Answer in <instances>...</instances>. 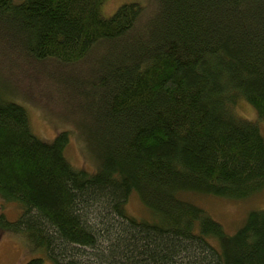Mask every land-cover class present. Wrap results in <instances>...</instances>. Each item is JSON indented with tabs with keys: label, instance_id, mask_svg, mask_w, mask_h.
<instances>
[{
	"label": "trees",
	"instance_id": "obj_1",
	"mask_svg": "<svg viewBox=\"0 0 264 264\" xmlns=\"http://www.w3.org/2000/svg\"><path fill=\"white\" fill-rule=\"evenodd\" d=\"M107 1L0 0V73L55 65L66 124L39 139L0 78V228L41 252L24 264H264V210L229 235L192 201L264 191V0Z\"/></svg>",
	"mask_w": 264,
	"mask_h": 264
},
{
	"label": "rangeland",
	"instance_id": "obj_2",
	"mask_svg": "<svg viewBox=\"0 0 264 264\" xmlns=\"http://www.w3.org/2000/svg\"><path fill=\"white\" fill-rule=\"evenodd\" d=\"M128 1L140 4L141 0H110L101 8V13L104 17H109L121 4ZM5 64V72L3 74L0 73V78L4 81H10L15 97L22 93V89L24 91L23 94H26L25 99L19 96L18 100L22 101L28 109L32 132L41 140L51 141L56 133L62 130L61 127H66V124H63L62 119L58 117L63 108L61 107L60 109V106L54 100L58 97V94H56V97L54 95V90L56 91V89L49 85L44 75L54 69L52 66L55 65L48 64L39 69L35 66L20 65V61L16 58H13L10 63L5 62ZM5 89L7 91L10 90L8 86H5ZM13 102L22 105L17 101ZM22 106L24 107V105ZM235 111L244 120L255 121L254 111L246 103L238 102ZM257 125L264 136V123H257ZM81 148H83L81 141L74 135L65 151L67 159L75 168L92 169V164L80 153ZM192 201L199 204L212 219L221 224L226 233L232 235L243 224L242 222L246 219L249 212L264 210V191L245 199L193 196ZM16 206L12 203L0 201V224L17 219L20 208ZM126 208L129 215L137 218H148L149 213L135 196L129 199ZM3 230L4 227H1L0 264H24V262L35 255L41 256V254H37L41 252H28L29 248H27L26 242L22 241V237L12 233H5Z\"/></svg>",
	"mask_w": 264,
	"mask_h": 264
}]
</instances>
